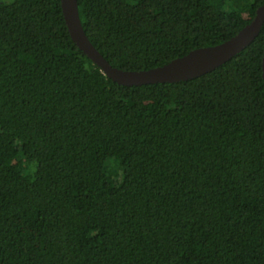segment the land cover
I'll return each mask as SVG.
<instances>
[{
	"label": "trees",
	"instance_id": "16d2710c",
	"mask_svg": "<svg viewBox=\"0 0 264 264\" xmlns=\"http://www.w3.org/2000/svg\"><path fill=\"white\" fill-rule=\"evenodd\" d=\"M115 68L238 34L264 0H78ZM264 26L199 78L127 87L61 0H0V264H264Z\"/></svg>",
	"mask_w": 264,
	"mask_h": 264
},
{
	"label": "water",
	"instance_id": "95a60500",
	"mask_svg": "<svg viewBox=\"0 0 264 264\" xmlns=\"http://www.w3.org/2000/svg\"><path fill=\"white\" fill-rule=\"evenodd\" d=\"M61 7L71 38L79 49L100 67L109 79L127 87L178 83L211 73L249 47L264 26L263 5L248 25L222 44L193 50L162 67L143 71H127L113 67L91 43L81 22L78 0H61ZM262 73L264 80V52Z\"/></svg>",
	"mask_w": 264,
	"mask_h": 264
}]
</instances>
